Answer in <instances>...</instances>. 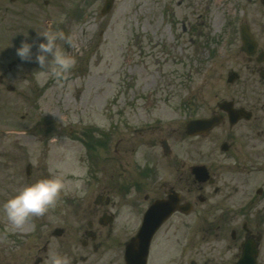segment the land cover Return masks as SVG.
Instances as JSON below:
<instances>
[{
	"label": "flooded vegetation",
	"instance_id": "obj_1",
	"mask_svg": "<svg viewBox=\"0 0 264 264\" xmlns=\"http://www.w3.org/2000/svg\"><path fill=\"white\" fill-rule=\"evenodd\" d=\"M27 2L9 0L4 9L0 6L9 36L0 64V117L12 130L0 129V166L17 168L19 178L30 183L48 174L28 161L27 91L10 96L27 83L38 84L35 67L11 52L10 37L17 49L27 41V28L40 27L43 20L41 13L39 21L27 25ZM80 20L74 15L70 24ZM52 26L50 21L46 28ZM253 36L254 54L241 51V40L223 44L211 64L197 71L201 86L195 95L172 92L158 101V93L177 86L163 77L145 83L156 82L148 97L125 96L121 125L125 114L136 115L139 108L149 114L158 110L159 118L142 129L128 123L115 133L104 130L92 137L91 130L76 124L61 128L87 153L81 159L87 164L81 178L84 194L69 191L45 215L34 218L23 231L18 259L13 262L9 252L8 264H48L56 252L68 256L70 264H238L247 244L256 263L264 264V25ZM77 60L70 81L83 78L84 61ZM181 80L179 84L187 81ZM196 119L211 120V126L190 135L186 125ZM167 120L177 125L171 121V127L147 131L150 124ZM148 211L151 230L141 234Z\"/></svg>",
	"mask_w": 264,
	"mask_h": 264
},
{
	"label": "rangeland",
	"instance_id": "obj_2",
	"mask_svg": "<svg viewBox=\"0 0 264 264\" xmlns=\"http://www.w3.org/2000/svg\"><path fill=\"white\" fill-rule=\"evenodd\" d=\"M45 1L28 0L26 3L28 26H32L31 22L39 21V15L43 13L40 27L27 28L29 32L32 31L26 34L27 41L38 45L44 38L32 33L62 31L66 39L58 43L68 54L71 53V46L75 50L73 53H79V47H87L82 52L84 57L79 56L84 61L83 78L70 81L75 78L70 77L74 74L71 72L76 70L73 67L62 81H57L50 74L42 75L44 70L36 65L34 70L39 75L41 93L38 96L33 93L31 97L33 91L27 83V87H18L10 96H17L20 91L26 90L28 98L31 97L27 100V111L30 115L37 111L43 118L40 125L43 135L37 133L40 135H29L26 139L29 163L37 171L46 169L48 176L57 175L64 169L70 170L64 177L70 187L78 178L71 171L84 172L87 164L81 161L85 157L84 146L72 140L68 136L69 131H60L61 126L70 128L75 123L98 133L100 130H113L115 133L114 129L125 128L128 123L127 126L133 129L144 128L146 122L159 118L158 110L149 114L139 108L136 115L125 114V123L121 125L119 111L123 104L120 101L124 102L125 96L130 100L134 96L146 98L155 89L156 82L148 86L145 83L159 82L163 77L167 83L177 86L158 93V101L160 96L172 92L177 97L195 95L201 86L197 71L211 64L212 56L222 50L226 41H240V24L247 21L258 35L264 25V0H115L113 10L106 16L101 15L105 0H49V5H45ZM8 3L9 0H0L1 8L4 9ZM74 8L77 9L76 13L82 14L81 23L76 21L70 24L71 13H75L70 10ZM6 19H3L0 9V64L4 61L9 38ZM48 19L54 21V26L47 29ZM216 20L217 25H214ZM55 21H60L61 29L57 28ZM10 41L13 43L11 52L14 53V37H10ZM36 54L37 48L34 46L33 60L26 61L28 66L35 62ZM181 78L187 81L179 84L178 79ZM159 104L163 108V104ZM31 116L28 126L35 123L34 116ZM0 123L5 124L1 117ZM173 125H177V121H172ZM2 150L0 139V160L4 159ZM68 154L72 157L70 161L66 160ZM16 171L17 168L7 171L0 166V180L5 181L8 177L6 188L4 183L0 184V264H8L9 252L13 255V262L18 259L25 229H14L2 211L3 203L26 184ZM13 172L15 178L10 182L9 176Z\"/></svg>",
	"mask_w": 264,
	"mask_h": 264
},
{
	"label": "clouds",
	"instance_id": "obj_3",
	"mask_svg": "<svg viewBox=\"0 0 264 264\" xmlns=\"http://www.w3.org/2000/svg\"><path fill=\"white\" fill-rule=\"evenodd\" d=\"M43 37L38 45L34 42L22 41L16 49V54L22 61L33 60V47L37 48L34 57L40 69L44 70L41 74H50L57 81H62L67 73L74 67L76 60L68 54L58 43L65 40V34L61 32L45 31L38 32ZM51 57V59H49ZM71 154L66 156V160H71ZM70 170L64 169L57 175L37 179L34 182L26 183L15 191V194L7 199L2 206L3 215L7 222L14 229H24L31 221L45 215L51 208L55 207L62 197L69 191H77L80 195L82 177L84 172L71 171V174L78 177L71 183L64 178ZM48 264H70V258L59 252L51 253Z\"/></svg>",
	"mask_w": 264,
	"mask_h": 264
},
{
	"label": "water",
	"instance_id": "obj_4",
	"mask_svg": "<svg viewBox=\"0 0 264 264\" xmlns=\"http://www.w3.org/2000/svg\"><path fill=\"white\" fill-rule=\"evenodd\" d=\"M113 4H114V0H106V3H105V6H104V9L102 11V14L103 15H106L107 13H109L112 8H113ZM244 42H245V48L247 51L249 52H253V49L255 48L250 36L246 33V31L244 30ZM204 121H194V122H191L189 125H188V128L189 130H194L195 128H197L199 125L203 124ZM200 127V126H199ZM191 133H195L194 131H191ZM150 212H149V216H150ZM147 216V218L149 217ZM148 223V220L146 221V224ZM247 251H250V249H247ZM249 255V254H248ZM248 255L246 254L245 256V259L244 261L245 262H242L241 264H255V262L253 263H247L248 259ZM249 262V261H248Z\"/></svg>",
	"mask_w": 264,
	"mask_h": 264
},
{
	"label": "bare ground",
	"instance_id": "obj_5",
	"mask_svg": "<svg viewBox=\"0 0 264 264\" xmlns=\"http://www.w3.org/2000/svg\"><path fill=\"white\" fill-rule=\"evenodd\" d=\"M215 2L217 1V0H214ZM208 5V4H207ZM217 22H218V20H216V22L214 23V25H217Z\"/></svg>",
	"mask_w": 264,
	"mask_h": 264
}]
</instances>
